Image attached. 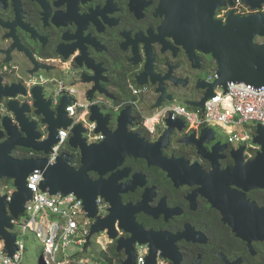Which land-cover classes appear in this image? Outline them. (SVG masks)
I'll return each mask as SVG.
<instances>
[{"label": "flooded vegetation", "instance_id": "obj_1", "mask_svg": "<svg viewBox=\"0 0 264 264\" xmlns=\"http://www.w3.org/2000/svg\"><path fill=\"white\" fill-rule=\"evenodd\" d=\"M211 13L226 25L231 15H264V0H0V143L9 138L8 126H19L14 108H27L26 119L42 125L36 94L40 89L55 112L50 96L63 83L77 93L68 97L70 104L79 100L91 110L90 122L96 107L107 132L115 135L124 128L132 140L159 143L154 151L184 175L174 182L165 168L135 156L116 167L109 164L101 176L89 173L92 181L102 177L112 192L116 183L124 210L132 209L125 221L133 232L138 228L146 239L149 233L180 237L179 264H264V242H252V254L232 226L243 215L244 202L264 209V190L244 191L243 181L238 184L261 146L231 141L225 130L190 124L175 113L186 109L203 116L195 105L206 106L213 92L219 65L198 44V29L209 23ZM254 43L263 44L264 37L256 36ZM99 134L100 141L88 144L107 139ZM15 152L26 158L28 150ZM69 155L78 169L81 151ZM230 177L232 197L226 200ZM98 199L107 206L98 214L105 219L111 204ZM119 220L118 238L127 239L131 234L118 228ZM138 247L146 262L149 245H135L136 261ZM156 261L176 264L160 250Z\"/></svg>", "mask_w": 264, "mask_h": 264}, {"label": "water", "instance_id": "obj_2", "mask_svg": "<svg viewBox=\"0 0 264 264\" xmlns=\"http://www.w3.org/2000/svg\"><path fill=\"white\" fill-rule=\"evenodd\" d=\"M208 22L207 25L203 24L205 27L198 29L201 31L200 36H202L198 40V44L205 47V50L199 47L202 51L211 54L217 61L219 71L214 84L211 85L212 89L210 90L213 92H208L205 101L214 97V91L220 86L227 91L229 83H244L256 88L264 87V43H254L256 36L264 37V15L246 18H236L231 15L226 25H222V23L214 20V13H211ZM40 91L39 89L36 94V114L43 117L41 123L48 126L49 137L41 141L42 134L38 130L39 124L30 122L24 115V112L28 111L27 108L22 110L14 108L19 126H8L9 138L0 143V180H13L16 188L11 200H8L7 195L2 196L0 193V237L4 240L9 256L13 257L17 251V235L11 233V230L14 229L12 221L25 213L26 203L32 200L33 192L28 188V178L39 170L44 177L40 186L44 192H49L50 195L59 193L63 196L76 195L84 202L89 218L95 220L87 238L86 248L91 245V239L94 235L107 232L111 240L117 241V252L122 253L124 251L126 260L123 264H136V244L149 245L150 252L145 264H157V250L162 252L163 258L174 260L176 264H179L182 258L176 247V242L180 237L174 238L167 234L161 236L149 233L150 235L146 239L138 228L133 232L125 221V212L128 213L127 210L132 211V209L127 206L124 210L125 207L120 203L117 194L116 183H113L112 192L111 187L102 181V177L98 181H92L89 178L90 172L103 175L109 170V164L116 163V167L121 165L126 157L135 156L148 160L151 165L162 166L170 173L174 182L180 183L184 175L173 169L172 160L163 159L160 157L159 150L154 151L159 143L150 146L141 140H132L130 136L125 134L124 128L115 135L107 132L99 109L94 107L92 108L91 121L97 122L96 133L107 135V139L89 145L88 140L84 138L87 129L81 124L74 128L70 146L74 150L81 151V162L78 169L72 167L73 157L68 154L61 155L53 165L46 158L16 159L12 155L18 147L45 155L50 154L52 148L59 143V130L68 129L73 124V120L68 118L66 112V108L70 105L69 99L64 98L57 113H55L51 109V101L44 100ZM195 107L205 112L204 103L196 104ZM177 122L181 125L183 123L180 120ZM169 123L172 124L171 118ZM206 131H203V135ZM0 138L2 137L0 136ZM254 143L261 146V151L253 161L245 165V172L239 178L238 184L240 186V182L243 181L245 187L242 188L244 191L264 190V128L261 125L257 128ZM233 182V177L225 181L226 200L232 197L228 188ZM99 197L111 204L110 214L105 219L98 215L97 201ZM244 205L240 209L243 215L239 220L236 219L232 226L237 236L248 242L252 254H255L251 246L252 242H264V209H259L255 203L249 205L244 202ZM224 214L226 215L227 212ZM229 214H233V211L229 210ZM118 217L121 218L118 228L131 234L127 239L118 238L119 234L115 228ZM131 222L136 224L134 219H131Z\"/></svg>", "mask_w": 264, "mask_h": 264}, {"label": "built area", "instance_id": "obj_3", "mask_svg": "<svg viewBox=\"0 0 264 264\" xmlns=\"http://www.w3.org/2000/svg\"><path fill=\"white\" fill-rule=\"evenodd\" d=\"M76 94L73 88L57 83L55 91L50 96L55 105V113L64 98L74 97ZM66 112L68 118L73 120V124L68 129L59 130V143L52 148L51 153L44 155L28 150L25 159L46 158L53 165L61 155L72 154L73 149L69 142L73 137L74 128L79 124L87 129L84 137L88 142H98L102 139V136L96 133L97 124L88 119L91 110L83 107L79 100L71 103L66 108ZM175 113L193 125L210 124L221 127L228 131L231 141H242L250 148L259 149L260 146L251 145V141L257 136L258 126L261 125L264 128V87L256 88L244 83H229L227 91L221 86L215 90V96L206 103L203 116L200 112L186 109H177ZM235 128L249 130L241 134ZM39 131L42 134L41 141L49 137L48 126L41 125ZM15 156L21 157L19 152H16ZM43 179V173L39 170L28 178V188L32 190L33 198L26 203L25 213L12 221L14 229L11 232L17 235V251L13 257H10L0 237V264H23L24 237L28 232L35 234L43 245L41 264H89L79 253L80 247L86 248L87 238L94 224L85 210L84 202L74 194L50 195L42 191L40 186ZM5 193L8 200H11L13 191L7 190ZM97 203L99 214L107 211V206L102 200L98 199ZM106 237L105 242L97 238L96 244L101 246L103 252L108 253L114 241L110 240L107 234ZM137 252L140 254L137 259L138 264H145L140 247ZM59 254L61 258H58ZM100 258L101 256L96 258L94 264H103Z\"/></svg>", "mask_w": 264, "mask_h": 264}, {"label": "rangeland", "instance_id": "obj_4", "mask_svg": "<svg viewBox=\"0 0 264 264\" xmlns=\"http://www.w3.org/2000/svg\"><path fill=\"white\" fill-rule=\"evenodd\" d=\"M246 130H249V129H246ZM246 130L242 128H236V131L241 134L246 133ZM0 183L2 185L0 187V191L2 193H5L7 190H10V191L15 190V184L13 180L3 179L0 181ZM16 232L18 233V228H16ZM97 238H99L101 242H105L107 237L105 233H101L93 237L90 246H88L87 248H83V247L79 248L80 255L83 256V259L87 260L89 264H94L95 263L94 260L102 256L103 254L102 251L100 250V245L96 244ZM24 246H25V255H24L23 264H41L43 245L40 242V240L36 237L35 234L28 232L25 235ZM58 258H61L60 254L58 255Z\"/></svg>", "mask_w": 264, "mask_h": 264}, {"label": "trees", "instance_id": "obj_5", "mask_svg": "<svg viewBox=\"0 0 264 264\" xmlns=\"http://www.w3.org/2000/svg\"><path fill=\"white\" fill-rule=\"evenodd\" d=\"M78 163H80L79 160H78ZM111 253H112V256L110 257L107 253L103 252L100 261L103 264H122L124 262L123 260L125 256L123 254H119L116 252V246L112 248Z\"/></svg>", "mask_w": 264, "mask_h": 264}, {"label": "clouds", "instance_id": "obj_6", "mask_svg": "<svg viewBox=\"0 0 264 264\" xmlns=\"http://www.w3.org/2000/svg\"><path fill=\"white\" fill-rule=\"evenodd\" d=\"M222 87V86H221ZM215 93V92H214ZM213 98V97H212ZM211 99V98H210ZM209 99V100H210ZM208 100V101H209ZM207 101V102H208ZM206 107V106H205ZM205 113V112H204ZM40 124H39V128H38V130L40 129ZM214 126V125H213ZM214 127H218V126H214ZM219 129H223V128H221V127H218ZM223 130H225V129H223ZM235 130H236V128H235ZM227 133H228V131L227 130H225ZM40 132V131H39ZM41 133V132H40ZM229 135V134H228ZM230 136V135H229ZM85 138V137H84ZM70 143V142H69ZM71 147V146H70ZM19 148V147H18ZM73 149V148H72ZM26 150H28V149H26ZM73 151H74V149H73ZM15 150L13 151V156L16 158V159H25V157H19V158H17L16 156H15ZM39 154V153H38ZM43 154V153H42ZM45 155V154H44ZM69 155V154H68ZM36 159V158H35ZM38 159H43V158H38ZM81 162V161H80ZM80 164V163H79ZM79 164H78V166H79ZM80 167V166H79ZM44 180V179H43ZM1 181V180H0ZM15 190H16V188H15ZM15 190L13 191V193L15 192ZM43 191V190H42ZM0 193H1V195L3 196V195H6V193H2L1 191H0ZM49 193V192H48ZM50 194V193H49ZM98 202V201H97ZM93 220V219H92ZM94 221V223H95V220H93ZM12 231V230H11ZM12 233V232H11ZM105 234H107V232H104ZM15 234V233H14ZM97 235H99V234H97ZM108 235V234H107ZM94 236H96V235H94ZM93 236V237H94ZM93 237H92V239H93ZM2 239V238H1ZM92 239H91V241H92ZM3 240V239H2ZM111 240V239H110ZM4 241V240H3ZM113 241V240H112ZM5 244V243H4ZM113 247L114 246H117V241H114V243H113V245H112ZM111 248H109V250H110ZM100 250L102 251V249H101V246H100ZM116 250H117V248H116ZM102 253H103V251H102ZM104 253H106V252H104ZM123 255L125 256V258H124V260L123 261H125L126 260V255L123 253ZM100 260H101V258H100ZM124 263V262H123ZM122 263V264H123ZM161 264V263H160Z\"/></svg>", "mask_w": 264, "mask_h": 264}, {"label": "crops", "instance_id": "obj_7", "mask_svg": "<svg viewBox=\"0 0 264 264\" xmlns=\"http://www.w3.org/2000/svg\"><path fill=\"white\" fill-rule=\"evenodd\" d=\"M113 248V247H112ZM112 248L108 251V255H110V256H112V253H111V250H112ZM116 252H117V250H116ZM118 253V252H117ZM120 254V253H119Z\"/></svg>", "mask_w": 264, "mask_h": 264}]
</instances>
